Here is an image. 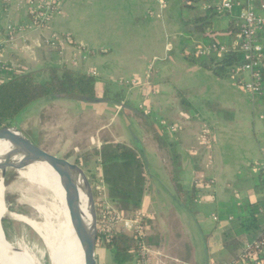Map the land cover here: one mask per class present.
Here are the masks:
<instances>
[{
    "label": "crops",
    "instance_id": "obj_1",
    "mask_svg": "<svg viewBox=\"0 0 264 264\" xmlns=\"http://www.w3.org/2000/svg\"><path fill=\"white\" fill-rule=\"evenodd\" d=\"M177 1L61 0L48 28L29 30L28 0H0V27L25 29L14 45L5 47L0 74L40 71L44 76L49 68L67 67L96 77L99 95L122 105H98L102 120L112 119L107 124L114 128L116 142L139 146L146 154L147 185L140 212L152 224L149 244L154 258L160 253L164 264H233L243 245L224 246L223 231L235 214L264 200V106L232 82L183 59L180 42H171L176 40L172 33L183 37L179 9L184 5ZM54 34L72 39L62 56L44 46ZM133 81L148 85L136 88L130 85ZM77 104L83 103L40 101L20 116L22 126L30 129L33 122L35 131L68 139L65 135L82 129L80 116L92 112L90 107L75 111ZM44 111L50 112L45 119ZM205 126L212 131L208 149L200 143ZM175 178L187 190L197 184L199 193L189 208L176 200Z\"/></svg>",
    "mask_w": 264,
    "mask_h": 264
},
{
    "label": "trees",
    "instance_id": "obj_2",
    "mask_svg": "<svg viewBox=\"0 0 264 264\" xmlns=\"http://www.w3.org/2000/svg\"><path fill=\"white\" fill-rule=\"evenodd\" d=\"M201 1L203 0H198V2ZM231 1L235 6L231 13L220 14L215 9L217 3L211 4V10L201 11L194 15L193 20L182 16L179 24L187 36V40L197 39L196 41H202L206 45L218 43L226 45L230 49L225 57L218 59L215 55L197 57L193 53L186 54L187 48H184L181 51L183 59L201 69L212 72L221 80L232 82L236 86L238 81L233 79L234 72L244 62L239 50L234 49V44L241 33L239 16L243 5L240 0ZM186 6L181 8L182 15H185L183 8L185 9ZM226 18L228 19L227 26L224 28L218 26V22ZM19 33V27L16 26V34ZM187 40L182 41L183 45H186ZM40 76V71L0 74V129L15 127L17 119L40 101L65 100L88 105L107 103L122 106L120 103L99 95L97 78L92 75L67 67H52L48 69L47 79L40 80ZM260 86L261 95L252 100L256 104L264 99V69H262ZM136 111L142 116V112ZM96 155L99 158V166L113 205L125 214L133 215L140 212L147 185L145 151L139 146L133 148L124 143L106 142ZM173 157L176 163L177 156ZM85 159L87 162L89 161L87 157ZM260 178V186L264 189V171H260ZM6 183L9 185L11 181L7 180ZM174 186L177 202L183 207L189 208L199 193L197 184L187 190L182 181L175 178ZM246 210V213L235 214L231 226L223 231L224 246H228L229 242H232L244 247L246 243L255 244L264 239V200L248 206ZM98 241L103 249L112 253L116 264H140L138 237L117 233L110 241H104L101 236ZM148 241L151 242V238ZM233 264H242V262L238 258ZM248 264L254 263L249 261Z\"/></svg>",
    "mask_w": 264,
    "mask_h": 264
},
{
    "label": "built area",
    "instance_id": "obj_3",
    "mask_svg": "<svg viewBox=\"0 0 264 264\" xmlns=\"http://www.w3.org/2000/svg\"><path fill=\"white\" fill-rule=\"evenodd\" d=\"M10 3L11 0H5ZM61 0H28V12L31 17L30 29L44 30L48 28L58 13ZM243 10L239 16L240 35L234 44V49H238L243 56V64L234 72V78L238 82L236 86L244 93L255 99L261 95L260 81L262 80V69H264V0H243ZM234 4L231 0H224L218 3L215 9L218 13H231L234 9ZM211 5H206L204 11L211 10ZM25 29L19 27V32ZM17 41L16 26L9 25L6 28L0 27V62H2L5 47L13 45ZM72 39L67 36L54 34L44 40V46L57 51L60 56L64 54V45L71 44ZM230 52L226 45L213 43L206 45L202 41L192 43L186 54H194L197 57H207L215 55L218 59H222ZM9 71V68L3 67ZM153 68H150V71ZM133 87L140 88L148 85L133 81ZM264 120V116H261ZM174 130V127L172 128ZM201 145L205 148L212 146V131L205 126L201 131ZM262 158L260 171H264V148L261 149ZM101 185L96 188L97 192V207H98V227L99 236L104 241H110L114 236L113 232L124 235H134L139 239V259L140 264H164L163 257L158 253L157 258H154L155 253L149 244L148 216L142 212L133 214L129 217L124 212L118 210L110 201L108 196L107 185L103 174L101 173ZM217 221V219H215ZM242 264H248L249 261L254 264L264 260V239L255 244L246 243L243 247V252L239 256ZM260 258H262L260 260Z\"/></svg>",
    "mask_w": 264,
    "mask_h": 264
},
{
    "label": "rangeland",
    "instance_id": "obj_4",
    "mask_svg": "<svg viewBox=\"0 0 264 264\" xmlns=\"http://www.w3.org/2000/svg\"><path fill=\"white\" fill-rule=\"evenodd\" d=\"M208 5L211 4H218V2H221L222 0H207ZM178 3L181 2V0L177 1ZM203 1L198 2V0H183L182 4L187 5L184 10V14L182 10L179 9V22L181 21L182 16L186 19L189 18V20L194 19V15H197L201 11L204 12V5ZM1 5V3H0ZM212 6V5H211ZM228 23V19H224L222 21L218 22V26L226 27ZM179 29L181 31V35L183 34V37H179V32L177 31L175 34L172 33V36H176V40H172V44H175L176 42H180V50L187 48L189 49L192 43L194 42L193 39L187 40V36L184 34V31L179 26ZM186 37V38H185ZM18 39V35H17ZM187 40L186 45H183L184 40ZM197 40V39H196ZM17 42V41H16ZM15 42V43H16ZM14 43V44H15ZM13 44V45H14ZM176 53V51L174 52ZM48 78V75H41L40 80H45ZM141 84V83H140ZM233 84V83H232ZM132 85V84H130ZM234 85V84H233ZM144 89V87H143ZM234 89V88H233ZM235 92L238 93V95H243L242 91L239 89H236ZM133 94V92H130ZM129 95V94H128ZM223 95V94H220ZM250 96V95H249ZM251 98V96H250ZM80 103V102H78ZM83 104H77L75 107V111L81 110L82 112L88 111L89 107L92 112L89 115L84 114L83 116H80V121L83 122L82 129L80 132L76 133L75 135L67 134L68 139H63L60 137L61 135L56 132H39L35 131L33 126L34 123H31V128L27 129L22 126V120L20 117L15 122L14 126L21 131L32 143H34L36 146L44 149L45 151L49 152L50 154L59 156L61 158H65L72 162L73 164H77L80 166L86 176L88 177L92 188L94 192L95 200L97 199V192L96 188L98 185H101V167L99 166V158L97 157V152L100 151L102 146H98L100 144H104L105 142H116V139L113 136L114 128L110 127L109 124L112 119H107L106 122L102 120V117L98 114L100 111V108L98 105H95L97 107H92V105H84ZM261 106H264V99L261 101ZM55 112H58L57 109ZM37 111L33 112V116H37ZM50 112H42L41 116L45 119L46 115H48ZM83 120V121H82ZM120 121V118L119 120ZM117 121V122H118ZM57 124V122H56ZM114 126L117 125V123H112ZM78 123L74 125V128H78ZM119 126V124L117 125ZM43 127L46 128L45 125ZM81 127V126H80ZM125 133L128 134V128L124 127ZM202 130V129H201ZM45 131V130H44ZM125 134V136H127ZM95 139V144H93V140ZM202 139V134H200V140ZM70 144V147L68 149H63L61 146L62 144ZM119 143H123L119 141ZM89 160L87 162V160ZM82 158V159H81ZM6 179H5V186L7 188L6 193V203L9 209V212L11 215H7L3 220V229L4 233L7 239V245L9 250V261L12 264V261L10 257L13 258H20L21 261L25 264H27V257L30 254H33L35 258L39 261L40 264H51L50 255L48 248L43 240V237L38 233V231L33 227V225L27 221L20 222L12 217V215L16 216H22V217H28L32 220L37 221L40 224H45L49 226L50 228L53 227L54 224L57 222V204L53 201L51 196H49L44 191L40 190L39 188L32 187L28 182L25 180L20 179L19 172L9 169L6 172ZM1 175V173H0ZM10 180L11 183L7 185L6 181ZM9 188V189H8ZM36 190V191H35ZM41 203L47 206V213H38V211L35 209V204ZM97 204V200H96ZM52 205V207H51ZM97 207V205H96ZM98 209V207H97ZM50 210V211H49ZM98 212V210H97ZM45 214L44 216H42ZM129 217H133V215L126 213ZM47 218V219H46ZM29 223V224H28ZM52 225V226H51ZM151 223L149 220L148 227L151 229ZM56 225H54L55 227ZM98 234H99V227H98ZM117 234V232H113L112 235ZM238 247V246H236ZM234 251V250H232ZM235 252H238L237 250ZM106 255V256H105ZM97 259L100 261V264H116L113 259L112 253L107 251L106 249H103L102 246H100V243H98V249H97ZM0 261L1 257H0Z\"/></svg>",
    "mask_w": 264,
    "mask_h": 264
},
{
    "label": "bare ground",
    "instance_id": "obj_5",
    "mask_svg": "<svg viewBox=\"0 0 264 264\" xmlns=\"http://www.w3.org/2000/svg\"><path fill=\"white\" fill-rule=\"evenodd\" d=\"M13 150L14 147L10 143L0 141V173L4 172L5 164L17 167L20 179L25 180L32 187L39 188L51 196L55 204H57L58 217L56 224H54L56 226L54 227L53 225L51 228L28 217L16 215H12V217L20 222L27 221L31 223L43 237L49 251L51 264H84L82 249L74 226V217L66 189L64 172L50 164H21L20 162L23 158L20 156L16 157L15 160H11L10 154ZM6 193L7 188L0 175V257L2 264H11L9 261L7 239L3 229L4 218L7 215H11L6 203ZM83 201V209L87 215V221L90 223V207L87 204L86 198L83 197ZM34 207L38 213H47V206L44 204L36 203ZM10 259L12 264H25L20 258L12 259L10 257ZM27 264L40 263L33 254H30L27 257Z\"/></svg>",
    "mask_w": 264,
    "mask_h": 264
},
{
    "label": "water",
    "instance_id": "obj_6",
    "mask_svg": "<svg viewBox=\"0 0 264 264\" xmlns=\"http://www.w3.org/2000/svg\"><path fill=\"white\" fill-rule=\"evenodd\" d=\"M0 141L8 142L14 147V150L10 154L11 160H15L16 157L20 156L23 158L20 162L21 164H50L64 172L66 189L74 217V226L82 249L84 264H99L97 259L99 242L98 212L93 188L84 170L77 164H73L65 158L50 154L36 146L16 127L1 128ZM9 169L19 172L17 167L5 164V170L1 174V179H3L4 184L6 172ZM83 197L86 198L87 204L90 207V223H88L87 215L83 209ZM0 264H2L1 261Z\"/></svg>",
    "mask_w": 264,
    "mask_h": 264
}]
</instances>
